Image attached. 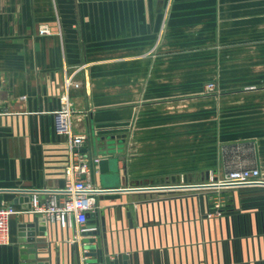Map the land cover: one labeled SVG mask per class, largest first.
Returning a JSON list of instances; mask_svg holds the SVG:
<instances>
[{
  "label": "crops",
  "instance_id": "crops-1",
  "mask_svg": "<svg viewBox=\"0 0 264 264\" xmlns=\"http://www.w3.org/2000/svg\"><path fill=\"white\" fill-rule=\"evenodd\" d=\"M73 72L85 153L102 158L99 136L125 139L118 187L215 182L240 168L264 179V0H0V189L65 184L55 117ZM209 82L219 91L205 96ZM120 195L100 201L112 264H264V187ZM17 196L4 202L27 209ZM38 219H12L0 264H82L57 224L40 236L36 223L38 259H23L33 245L20 243L19 225Z\"/></svg>",
  "mask_w": 264,
  "mask_h": 264
},
{
  "label": "built area",
  "instance_id": "built-area-1",
  "mask_svg": "<svg viewBox=\"0 0 264 264\" xmlns=\"http://www.w3.org/2000/svg\"><path fill=\"white\" fill-rule=\"evenodd\" d=\"M38 33L41 36L49 35L52 33V29L48 25H41L38 28ZM75 74L76 72H73L65 80V92L61 98L62 109L56 112L55 117V133L58 137L63 138L66 147V162L64 165L65 184L62 187L54 189V191H50L48 188L23 189L31 196L28 203L30 207L24 210H18L15 205L3 201L0 207V246L12 243L10 225L16 215L37 216L45 219L47 226L48 224H57L62 229L72 231V236L68 239V242L80 245L82 264H89L87 261L88 250L85 248L84 238L87 233H93L98 227H88V214L104 207L98 200L99 196L114 189H105L94 181L92 168L94 167L98 171L102 158L85 153L83 148L89 137L85 133H75L73 129L74 111L71 108L70 92L71 87L80 86L74 80ZM207 89L209 92H215L217 90L216 84L209 83ZM1 115L2 98L0 92ZM214 183L223 186L222 188L229 189L264 187V179L259 168L233 170L227 173L224 179ZM196 185H162L159 188H163L160 189L161 191L196 190L194 188ZM204 189L213 188L206 187ZM214 216L215 212L208 213V218H213Z\"/></svg>",
  "mask_w": 264,
  "mask_h": 264
},
{
  "label": "water",
  "instance_id": "water-1",
  "mask_svg": "<svg viewBox=\"0 0 264 264\" xmlns=\"http://www.w3.org/2000/svg\"><path fill=\"white\" fill-rule=\"evenodd\" d=\"M96 142L103 144L104 147H101V149L97 148L96 143V151L99 153V155L102 156V159L98 166V171L101 176V183L104 186L105 189H114L112 191L105 192L101 194L98 198L99 201L103 200H116L121 198V193L129 192V191H161L159 186L145 188V187H129V188H121L119 186V180H120V169H119V157L116 155L118 153L123 152V144L125 143L124 137L116 136V135H102L96 138ZM121 144V145H120ZM86 152V150H83ZM106 155H111L110 157H106ZM93 176L95 169L92 168ZM95 181V177L93 178ZM264 185V183H263ZM220 185L218 183H213L209 185H203V184H197L194 186L196 189H203L206 187L209 188H217ZM141 188V189H140ZM144 188V189H143ZM172 188V187H169ZM186 188V187H183ZM171 190V189H170ZM8 192L13 193H19V196L15 197L14 203H22L23 200L27 202V205H25L24 208H29L30 205L28 204L31 196L28 195V192H25V190L22 189H0V207L3 204L4 201V194ZM105 207H101L100 210L97 209L95 212L88 214V227H98L97 230L93 231L92 234L97 235V237H90L86 238L84 240L85 248L88 250V256H91L94 258L93 262L94 264H112L110 256H106L103 251L102 246V233H104L105 237L107 236L106 232V217H105ZM128 217H131V213L128 212ZM38 223V230L40 236H46L47 235V224L45 219L40 218L37 220V222H29V223H21L19 225V241L22 244H32L33 247H25L23 249V252L25 253H32V255H23V259L27 260L29 258L33 259L35 262L38 259L36 242H37V230L36 226ZM102 226V228H101ZM34 253V254H33ZM29 256V257H28ZM124 264H128V255H124ZM34 264H50L48 262H39ZM115 264H119L117 261H115Z\"/></svg>",
  "mask_w": 264,
  "mask_h": 264
},
{
  "label": "rangeland",
  "instance_id": "rangeland-1",
  "mask_svg": "<svg viewBox=\"0 0 264 264\" xmlns=\"http://www.w3.org/2000/svg\"><path fill=\"white\" fill-rule=\"evenodd\" d=\"M167 1H169V3L171 4V2L172 1H174V0H167ZM209 83H215V82H209ZM209 83H206V85L204 86V93H203V95H207V94H213V93H217L218 91H219V86L218 85H216V88H217V90L215 91V92H209L208 91V89H207V87H208V84ZM216 84V83H215ZM215 182H218V181H215ZM209 183H214V181L213 180H211V181H205V182H200V183H195V184H209ZM183 185H187V184H183ZM190 185V184H189ZM258 188H260V187H258ZM262 188V187H261ZM224 189V188H223ZM225 189H229V188H225ZM196 190H203V189H196ZM216 199H218V196H216ZM226 202H229V201H226ZM216 207H220V203H218L217 204V206H215V208Z\"/></svg>",
  "mask_w": 264,
  "mask_h": 264
},
{
  "label": "bare ground",
  "instance_id": "bare-ground-1",
  "mask_svg": "<svg viewBox=\"0 0 264 264\" xmlns=\"http://www.w3.org/2000/svg\"><path fill=\"white\" fill-rule=\"evenodd\" d=\"M223 186H219V187H217V188H222Z\"/></svg>",
  "mask_w": 264,
  "mask_h": 264
}]
</instances>
